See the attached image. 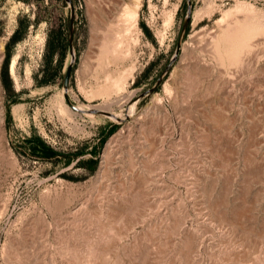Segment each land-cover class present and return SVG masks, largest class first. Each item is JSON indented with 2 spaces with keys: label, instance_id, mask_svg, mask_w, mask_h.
<instances>
[{
  "label": "rangeland",
  "instance_id": "obj_1",
  "mask_svg": "<svg viewBox=\"0 0 264 264\" xmlns=\"http://www.w3.org/2000/svg\"><path fill=\"white\" fill-rule=\"evenodd\" d=\"M72 2L0 0V264H264V0Z\"/></svg>",
  "mask_w": 264,
  "mask_h": 264
},
{
  "label": "trees",
  "instance_id": "obj_2",
  "mask_svg": "<svg viewBox=\"0 0 264 264\" xmlns=\"http://www.w3.org/2000/svg\"><path fill=\"white\" fill-rule=\"evenodd\" d=\"M24 28L25 27L23 25H21L14 32V34L10 38L9 43L7 44V64L12 57L11 50H12L13 46L18 44L20 41L23 40V34L25 33ZM56 32H55L56 36H54V34H53L54 37H51L49 40L48 53L45 57L43 69H42L41 75H40L42 77V79L40 82H38L39 86H46V85H50V84L55 82L56 79H55V77H53V75L51 73L52 72L51 71L52 63L54 61L55 56H57L56 54L58 52H60L62 54V57H63L65 54V51H67V48L69 46L68 40L64 39L62 36V31L59 30ZM5 75H6V73H5ZM9 114H10V111H9ZM116 129H117V126L113 127L111 131H115ZM29 142L31 143L32 141L29 140ZM35 142H36V144L31 145L32 146L31 150L34 151L35 153H37L39 155V157H41L43 159L50 160V159H53V158H56L57 156H59V154L56 151H54L51 147L46 145V143L44 141H42L39 137L35 138ZM89 164L90 165H86L85 167L88 168L90 171H94L96 163L94 161H91V163H89Z\"/></svg>",
  "mask_w": 264,
  "mask_h": 264
},
{
  "label": "water",
  "instance_id": "obj_3",
  "mask_svg": "<svg viewBox=\"0 0 264 264\" xmlns=\"http://www.w3.org/2000/svg\"><path fill=\"white\" fill-rule=\"evenodd\" d=\"M68 4H70L71 6H73V2L72 0H65ZM191 8V5L189 4V9ZM75 12L73 10V15L70 21V36H69V53L71 56V63L67 68L66 74H65V78H64V84H63V88H64V97H65V101L67 102V104L69 105L70 109L76 113L82 114L83 112L75 105H73V103L70 100L69 97V86H70V79H71V75L74 69V65H75V61H76V55H75V48H74V37H75ZM190 20V11L189 14L187 16V19L185 21V25L184 28H186L188 22ZM181 43H182V37L179 39V42L177 44V48H176V52L175 55L173 56V58L170 60L168 66L166 67V69L164 70V72L162 73V75L159 77V79L157 80L155 86L149 91V92H154L156 89H158V87L160 86L164 76L170 71V69L173 67L180 51H181ZM93 114H101V115H105V116H110V114L103 112V111H95L93 112Z\"/></svg>",
  "mask_w": 264,
  "mask_h": 264
},
{
  "label": "bare ground",
  "instance_id": "obj_4",
  "mask_svg": "<svg viewBox=\"0 0 264 264\" xmlns=\"http://www.w3.org/2000/svg\"><path fill=\"white\" fill-rule=\"evenodd\" d=\"M14 65H15V62H14V64H13V69H14ZM83 113H86V115H89V116H93L92 114H90V113H93V112H95V111H103V112H106V113H108V114H110V116H107V117H109V118H111L112 120H115L118 116L117 115H112L111 113H109V112H107V111H105L104 109L102 110V108L100 109V108H97V107H92V108H88V109H86V108H84V107H78ZM70 109V108H69ZM82 113V114H83ZM115 121H117V120H115Z\"/></svg>",
  "mask_w": 264,
  "mask_h": 264
}]
</instances>
